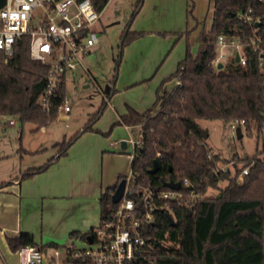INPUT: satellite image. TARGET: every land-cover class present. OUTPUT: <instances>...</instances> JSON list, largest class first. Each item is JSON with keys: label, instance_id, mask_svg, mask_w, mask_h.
I'll return each mask as SVG.
<instances>
[{"label": "trees", "instance_id": "trees-1", "mask_svg": "<svg viewBox=\"0 0 264 264\" xmlns=\"http://www.w3.org/2000/svg\"><path fill=\"white\" fill-rule=\"evenodd\" d=\"M95 9L102 12L109 0H91ZM145 0H138L121 36V52L117 60L118 73L124 48L144 36L146 32L131 31L130 25L143 7ZM213 22L208 30L199 35V50L193 54L190 35L201 21L179 35L186 37L184 58L170 76L165 78L156 92V99L144 112L129 108L112 124L125 125L141 132L140 143L132 162L135 188L149 186L167 188L168 180L187 179L198 196L185 197L183 204L173 205L176 223L171 225L166 212L156 211L154 222L147 225L150 250L141 264H264V161L258 156L238 157L235 170L215 173L220 153L212 152L198 130L200 119L245 120V128L252 126L258 132L264 129V65L260 64L264 48V0H212ZM192 13V8L189 9ZM261 16L260 24L249 16ZM236 36L245 44L246 64L228 61L222 68L213 65L216 42L223 35ZM259 38V39H258ZM253 39L256 43H253ZM264 56V53H263ZM48 66L30 55V37L23 36L13 45L11 54L0 49V115L18 117L21 122L37 125L39 130L59 117L58 105L67 96V80L64 79L56 106L43 110L39 98L44 90ZM178 77L172 91L165 84ZM115 89L109 87L96 112L90 114L81 129L71 137L56 143L57 152L40 166L24 170L18 179H27L46 171L61 157L68 154L71 146L86 132H99L94 125L102 117ZM211 155L209 157L208 155ZM158 170L151 172L154 162ZM240 163V165H239ZM249 167L241 179L239 172ZM120 174L116 182L108 185L100 195L101 220L114 207L113 194L118 183L127 178ZM16 178L0 182V189ZM226 181L224 187L220 182ZM189 192L188 187L182 188ZM210 189L220 191L209 195ZM73 231L72 238H86L93 231ZM10 249L20 247H60L57 243L39 244L34 234L21 232L7 238ZM79 263V261H76ZM81 262V260H80Z\"/></svg>", "mask_w": 264, "mask_h": 264}, {"label": "rangeland", "instance_id": "rangeland-1", "mask_svg": "<svg viewBox=\"0 0 264 264\" xmlns=\"http://www.w3.org/2000/svg\"><path fill=\"white\" fill-rule=\"evenodd\" d=\"M137 1L109 0L106 4L96 26L99 43L93 47L92 53L84 56V66L80 65L68 74L67 98L71 111L66 116L59 115L44 128L36 130L37 125L21 122L18 117H14L16 124L10 125V115H0V157L3 155L0 158V180H9L13 173H20V168L24 171L29 166L42 165L54 156L57 152L56 143L81 129L90 114L100 107L106 86L115 91L107 100L99 126L106 130L105 133L110 131L107 137L112 135L108 141L109 144L112 141L109 148L122 151L121 143L117 147L112 143L122 140L123 136L127 141L130 136L138 141L136 128L128 131L120 125L112 127L113 108L110 103L123 111L128 109V104H134L142 110L151 107L156 99V88L176 70L185 56L186 37L179 34L196 24L194 17L201 21L190 35L191 50L196 55L200 32L208 30L213 22V4L212 0H145L130 30H144L146 34L124 48L116 75L121 36L127 29ZM190 8L192 13L189 12ZM135 79L140 80L133 83ZM177 83L178 77H174L166 82L165 87L172 91ZM198 125L208 130L209 136L205 141L212 152L220 153L222 164L233 171L238 157L258 155L264 161V129L259 133L253 125L250 132L243 126L242 136L239 137L222 119H200ZM126 152L134 153L132 144L128 143ZM130 170L131 166L127 175ZM226 184V181H221L219 185L224 187ZM219 193L217 189L208 192L209 195ZM72 241L58 242L62 254ZM77 244H81V240ZM0 262L3 264L1 256Z\"/></svg>", "mask_w": 264, "mask_h": 264}, {"label": "built area", "instance_id": "built-area-1", "mask_svg": "<svg viewBox=\"0 0 264 264\" xmlns=\"http://www.w3.org/2000/svg\"><path fill=\"white\" fill-rule=\"evenodd\" d=\"M101 16L102 12L95 9L91 0H5L0 7V49L11 54L14 43L23 36H29L31 57L49 68L39 98L44 111L50 112L56 106L63 80H67L68 74L78 66H84V56L99 43L96 26ZM248 18L260 22L261 16ZM253 43L256 40L253 39ZM215 46V67L219 63L225 65L231 59L235 60L237 52L240 60L235 61L246 64L245 44L236 36L223 34ZM258 48L262 52L260 64L264 65V48ZM70 111L66 96L58 105V113L66 116ZM9 123H16L13 116L9 117ZM228 124L236 132L237 128L244 126L245 120L235 118ZM138 136V141H134L132 136L127 141L134 147L133 157L136 145L140 143L141 132H138ZM208 156L211 157L210 154ZM229 169V166L218 161L215 173ZM248 172L249 167L242 169L238 178L241 179ZM135 180L131 171L126 178L123 197L114 207H110L108 217L88 234L91 239H88V235L74 239L64 248V255L61 246H22L16 251L19 264H76V261H79L77 264H141V259L150 250L147 225L154 222L155 212H166L174 217V202L183 204L185 197L192 200L198 194L190 188L192 185L187 179L183 183L174 179L181 183L179 189L146 186L138 190L133 184ZM183 187H188L190 191L185 192ZM79 240L81 244H77Z\"/></svg>", "mask_w": 264, "mask_h": 264}, {"label": "crops", "instance_id": "crops-1", "mask_svg": "<svg viewBox=\"0 0 264 264\" xmlns=\"http://www.w3.org/2000/svg\"><path fill=\"white\" fill-rule=\"evenodd\" d=\"M110 107L113 108L114 122L129 108L138 112L148 109L142 110L134 104H128L126 111L112 103ZM99 120L94 127L106 132L99 126ZM120 126L128 131L130 129ZM110 137L99 132H86L71 146L67 155L46 171L27 179H18L16 177L23 172L20 168V173L11 175L9 180L16 179L0 189V256L3 264H19L17 253L8 245V237L29 232L34 234L39 244H58L76 239L71 237L73 231L84 233L100 223L102 191L114 184L120 174H127L130 166L132 171L133 154L126 149L111 150ZM121 138L124 140L125 137ZM120 143L121 140L112 144L117 147Z\"/></svg>", "mask_w": 264, "mask_h": 264}, {"label": "water", "instance_id": "water-1", "mask_svg": "<svg viewBox=\"0 0 264 264\" xmlns=\"http://www.w3.org/2000/svg\"><path fill=\"white\" fill-rule=\"evenodd\" d=\"M5 3V0H0V7ZM260 22H257V25H259ZM235 60L237 62H239L240 60V55H239V52L236 53V56H235ZM224 65L223 63H219L218 64V68H222ZM109 91V86L105 88V92L107 93ZM198 130L201 132L202 136L204 138H207L209 136V132L207 129H204L202 128L201 126L198 125ZM237 135L239 137L242 136V130H241V127L237 128V131H236ZM128 146L127 144V140H121V148L122 149H126ZM158 170V162L155 161L154 162V167L151 169V172L152 173H155L156 171ZM164 185L167 186V187H170V188H173V189H179L181 187V183L179 181H174V180H168V181H165L164 182ZM125 187H126V179H122L117 187H116V190L113 194V202L114 203H117L119 202V200L123 197V194H124V191H125ZM190 188H192V186H190ZM167 217H168V220L170 222L171 225H174L176 223L175 221V218L173 216H171L170 214H167ZM88 239H91L90 236L88 235Z\"/></svg>", "mask_w": 264, "mask_h": 264}]
</instances>
